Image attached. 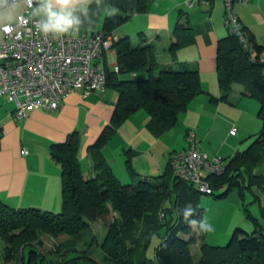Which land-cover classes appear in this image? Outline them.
<instances>
[{
	"label": "trees",
	"instance_id": "obj_1",
	"mask_svg": "<svg viewBox=\"0 0 264 264\" xmlns=\"http://www.w3.org/2000/svg\"><path fill=\"white\" fill-rule=\"evenodd\" d=\"M153 1L112 0V10L106 14L103 29L99 31L105 34L116 32L135 14L148 12ZM178 31L189 37L178 39L173 47L190 41L192 29L189 25L179 23ZM249 37L255 60L239 38L231 33L219 41L217 48L220 88L227 94L234 84L245 83L249 94L259 101L262 120V129L250 146L227 161L223 174L208 177L214 194L227 186L223 196L234 189L244 195L245 189L252 191L255 186L264 196V173L254 172L264 161V44L258 43L250 34ZM112 48L116 52L119 71L106 68V87L118 92V100L111 123L88 147L95 174L86 176L79 159L80 136L78 132H72L64 142L50 146L51 158L60 165L62 172L61 212L34 207L15 208L0 199V236L14 249L24 245L19 264H96L88 254L78 250L67 251L61 261L51 260L32 242L39 241L43 235L61 233L82 238L90 224L106 214L108 203L120 217L108 226L100 246L115 264H264V226L256 218H253L256 226L253 232L237 227L226 245L202 243L196 260L191 251V244L196 240L194 228L183 220L178 210L191 204L196 209L192 218L200 219L203 216V209L199 207L200 193L191 183L179 180L171 165L167 175L174 176L175 180H171L173 187L183 198L178 204L170 197V192L174 191L167 185L170 180L165 181L168 195L162 205L152 198L153 187L145 181L123 183L116 176L102 150L126 118L143 109L163 129L169 130L176 126L180 115L203 90L197 68L187 64L160 65L154 46L144 35L138 43H134L130 36L119 37ZM133 74L137 75L129 77ZM128 167L131 174L136 175L134 169ZM168 199L170 203H166ZM160 207L164 210L165 221L158 216ZM136 218H142L146 226L145 240L138 238ZM155 237L161 240L155 246L153 257H148L147 251ZM15 255L13 248L6 246L0 253V264H14Z\"/></svg>",
	"mask_w": 264,
	"mask_h": 264
},
{
	"label": "crops",
	"instance_id": "obj_2",
	"mask_svg": "<svg viewBox=\"0 0 264 264\" xmlns=\"http://www.w3.org/2000/svg\"><path fill=\"white\" fill-rule=\"evenodd\" d=\"M187 1L154 0L148 12L132 16L116 34L118 38L130 36L134 43L146 36L162 66L187 64L197 68L202 93L189 103L176 126L169 130L163 129L146 110H138L123 121L102 150L123 183L170 180L167 185L174 189L170 197L177 204L183 198L173 187L174 176L169 177L167 171L172 155L188 147L190 132L195 133L200 150L228 161L246 150L262 129L259 101L249 94L246 84L236 83L224 94L218 82V43L230 34L224 22L222 0L193 5ZM111 10L112 0H91V3L79 0L75 15L81 21L80 31L71 35L102 30L105 16ZM235 10L247 32L264 44V0L236 2ZM20 11L21 7L17 14ZM179 23L191 27L190 41L173 47L178 39L189 37L182 31L176 32ZM101 63L114 69L116 52L104 51ZM117 100L118 92L110 87L87 96L76 92L57 110L37 108L27 117L16 119L15 104L0 98V199L15 208L62 211V172L51 158L50 146L78 132L82 168L86 176L95 174L88 147L111 123ZM24 149L27 154L22 153ZM128 165L136 175L131 174ZM258 200L263 208V195L259 194ZM166 203H170L169 199Z\"/></svg>",
	"mask_w": 264,
	"mask_h": 264
},
{
	"label": "built area",
	"instance_id": "obj_3",
	"mask_svg": "<svg viewBox=\"0 0 264 264\" xmlns=\"http://www.w3.org/2000/svg\"><path fill=\"white\" fill-rule=\"evenodd\" d=\"M214 0H188L189 5ZM12 2V0H10ZM224 22L231 34L237 36L245 50L255 60L248 32L235 10V3L249 0H222ZM31 11L21 5L18 22L11 32L0 31V98L15 104L14 117L23 119L40 108L54 111L71 94L84 96L106 88V67L101 63L104 51L113 49L118 39L116 32L105 34L65 35L53 37L38 33L28 19ZM43 19V17H41ZM119 71V67H114ZM188 147L175 152L171 166L175 176L194 185L199 193L214 194L208 177L225 172L227 160L222 156L210 157L200 150L194 132L187 136ZM23 154L28 151L24 149Z\"/></svg>",
	"mask_w": 264,
	"mask_h": 264
},
{
	"label": "rangeland",
	"instance_id": "obj_4",
	"mask_svg": "<svg viewBox=\"0 0 264 264\" xmlns=\"http://www.w3.org/2000/svg\"><path fill=\"white\" fill-rule=\"evenodd\" d=\"M254 172L264 173V161L261 166L254 170ZM145 183L153 187L152 198L154 200L156 199L157 203L162 202L163 205L168 195L165 186L166 182L163 180H150L145 181ZM226 188L227 186L216 190L215 194L206 195L200 193L198 196L199 207L203 209L202 217H207L208 222L213 226L214 230L212 232L204 233L199 231L198 227L194 228L196 243L193 242L194 244H191V251L196 260H198L200 255L202 243L206 242L210 245L216 246L226 245L237 227L251 233L256 227L253 218H256L264 226L261 201L258 200V195L260 194L261 197L263 195L260 190L255 186L253 188L255 194L249 189H245L244 195H242L238 189H234L226 196H223V193L226 192ZM105 207L107 209L106 214L101 216L96 222L90 224L89 228L86 229V231L84 230L86 233L82 238L80 237L76 239L69 234L63 233L58 234L57 236L49 234L41 236L39 241L32 243L40 249L41 253L45 254V256L51 260L61 261L62 255L67 251L78 250L88 254L96 264H115L109 259L111 258L110 255L102 250L100 244L107 233L108 226L115 218L120 217V214L113 208L111 203L106 204ZM163 211L164 210L160 207L158 216L161 220L165 221L166 219ZM134 222L137 223V228L139 229L138 238L145 240L146 226L143 219L136 218ZM94 238L96 241H94ZM160 240L159 237L153 239L152 244L147 251L148 257H153L155 246ZM71 242L73 245H68V243ZM6 246L13 248L14 254H16L15 256L17 258L15 263L19 264L24 245L22 244L14 249L12 244L0 236V253L4 251Z\"/></svg>",
	"mask_w": 264,
	"mask_h": 264
},
{
	"label": "clouds",
	"instance_id": "obj_5",
	"mask_svg": "<svg viewBox=\"0 0 264 264\" xmlns=\"http://www.w3.org/2000/svg\"><path fill=\"white\" fill-rule=\"evenodd\" d=\"M78 2L79 0H0V31L8 33L13 30V24L20 19L18 10L26 3L31 9L28 19L38 33L53 37L74 34L80 31L81 24L79 17L75 15ZM87 2L91 3V0ZM178 211L191 227H198L204 233L214 230L207 217L199 220L192 218L196 215V209L191 204Z\"/></svg>",
	"mask_w": 264,
	"mask_h": 264
}]
</instances>
